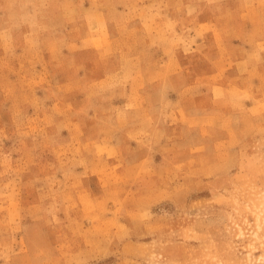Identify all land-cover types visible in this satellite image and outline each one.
Here are the masks:
<instances>
[{"label": "rangeland", "instance_id": "rangeland-1", "mask_svg": "<svg viewBox=\"0 0 264 264\" xmlns=\"http://www.w3.org/2000/svg\"><path fill=\"white\" fill-rule=\"evenodd\" d=\"M0 264H264V0H0Z\"/></svg>", "mask_w": 264, "mask_h": 264}]
</instances>
